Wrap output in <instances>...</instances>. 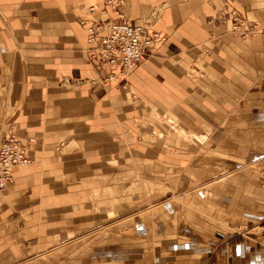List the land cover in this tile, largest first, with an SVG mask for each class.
Listing matches in <instances>:
<instances>
[{"label": "crops", "instance_id": "1", "mask_svg": "<svg viewBox=\"0 0 264 264\" xmlns=\"http://www.w3.org/2000/svg\"><path fill=\"white\" fill-rule=\"evenodd\" d=\"M104 2L0 0V141L28 158L0 264H264V0H127L165 40L125 79L85 54Z\"/></svg>", "mask_w": 264, "mask_h": 264}, {"label": "built area", "instance_id": "2", "mask_svg": "<svg viewBox=\"0 0 264 264\" xmlns=\"http://www.w3.org/2000/svg\"><path fill=\"white\" fill-rule=\"evenodd\" d=\"M126 1L105 0L97 12L104 16L110 10L111 16L79 19L86 31L85 54L88 61L109 66L112 69L108 77L110 79L116 74L125 79L147 53L154 51L165 40L161 33L149 26L129 22L121 9ZM89 10L93 12L95 8L90 7ZM231 31L241 37H249L257 35L260 29L236 11H232ZM27 162L24 143L13 131L5 133L0 141V191L5 188L6 183L12 181L14 167ZM260 175L264 179V168L260 170ZM262 228L264 235V214Z\"/></svg>", "mask_w": 264, "mask_h": 264}, {"label": "rangeland", "instance_id": "3", "mask_svg": "<svg viewBox=\"0 0 264 264\" xmlns=\"http://www.w3.org/2000/svg\"><path fill=\"white\" fill-rule=\"evenodd\" d=\"M199 195H201V196H205L206 198H210V197H212V193H211V188H210V186H203L201 189H199V193H198ZM181 196H183V195H181ZM180 196V197H181ZM205 199V198H204ZM177 201H179V202H181V201H183L184 199L183 198H178L177 197V199H176ZM261 224H262V222H261ZM248 225V227L249 228H255V227H257V224H255V225H251V224H247ZM246 225V226H247Z\"/></svg>", "mask_w": 264, "mask_h": 264}]
</instances>
